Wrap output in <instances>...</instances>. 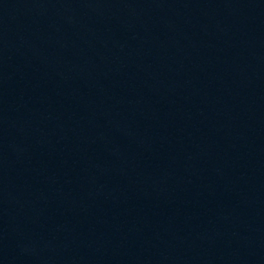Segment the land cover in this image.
<instances>
[{"label":"water","instance_id":"95a60500","mask_svg":"<svg viewBox=\"0 0 264 264\" xmlns=\"http://www.w3.org/2000/svg\"><path fill=\"white\" fill-rule=\"evenodd\" d=\"M0 264H264V0H0Z\"/></svg>","mask_w":264,"mask_h":264}]
</instances>
